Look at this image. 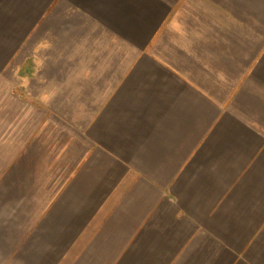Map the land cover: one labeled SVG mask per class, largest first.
<instances>
[{
    "label": "crops",
    "instance_id": "obj_1",
    "mask_svg": "<svg viewBox=\"0 0 264 264\" xmlns=\"http://www.w3.org/2000/svg\"><path fill=\"white\" fill-rule=\"evenodd\" d=\"M0 264H264V0H0Z\"/></svg>",
    "mask_w": 264,
    "mask_h": 264
}]
</instances>
